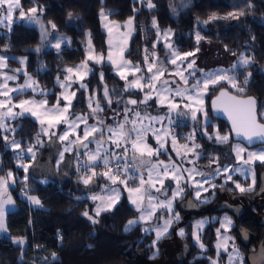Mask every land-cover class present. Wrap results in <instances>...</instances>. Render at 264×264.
<instances>
[{
	"label": "trees",
	"instance_id": "1",
	"mask_svg": "<svg viewBox=\"0 0 264 264\" xmlns=\"http://www.w3.org/2000/svg\"><path fill=\"white\" fill-rule=\"evenodd\" d=\"M151 2L155 7L148 8L147 1L141 2V0H21L25 12L33 6L38 8L37 16L49 29L50 41L65 35L71 39V45L61 50L47 47L41 52L34 51L41 44L39 32L33 27V23H28L24 19L16 21L11 31L8 28H0V54L9 56L11 58L9 65L12 66L19 64L17 58L27 57V73L44 90H53L56 93L59 91L56 85L57 76L63 77L65 68L75 66L85 59L86 51L82 42L89 33L95 51H106L107 35L101 28L102 9L109 12L110 19L115 21L124 22L134 17L137 31L127 57L134 64L139 65L144 63V49L153 51L152 45L157 40V30L152 26V20L155 18L160 31L165 32L170 29L176 33V44L182 53L196 52V49L200 50L206 43H212L218 44L219 53L229 57L233 55L232 53H236L237 56L244 53L253 57L250 67L238 69L236 73L242 85L245 73L251 72L245 92L239 95L251 96L258 101L259 117L264 123V119L261 118V111L264 109V71H262L264 70V0H193V5L184 12L175 9L173 6L175 0H151ZM249 3L253 5L251 9L248 8ZM41 8L42 11H39ZM240 11H244L245 15L240 16L238 20L225 18L229 13L239 14ZM18 16L19 11H17ZM212 16L218 18L210 19ZM49 22L55 23L56 29H52ZM195 30L201 37L199 42L196 40ZM5 46H7L6 51ZM225 46L228 50H225ZM155 50L161 51L160 55L166 56L161 43ZM214 51H216L215 47ZM111 70L108 65L96 67L89 79L90 91L102 90L104 84H107L110 88H116L114 98H122V81L111 74ZM101 72L105 75V83L101 82ZM221 90L228 89L224 85L212 87L207 96L206 106L210 118L207 129L211 134L218 129L221 135L228 134L230 139L226 144H218L214 139L198 136L199 142L204 141L203 145L200 144L202 147L200 150L204 154L199 160L202 166L210 163L209 157L215 156L221 159L219 147L236 143L227 123L213 114L212 101ZM54 93L50 94V104L55 100ZM73 112L75 114L89 112L84 93L83 95L78 93ZM188 124L198 129L200 126L193 121H188ZM9 125L15 129L10 138L19 141L22 148L27 149L29 145L35 144L39 125L34 119L22 117L10 122ZM3 136V131L0 129V176L6 175L9 171L22 174L23 171L17 167L15 152L8 148V142ZM35 147L39 148L36 145ZM39 149L41 156L45 153V146ZM74 169L75 157L67 155L61 164L60 178L51 179L46 184L32 179L31 192L39 198L41 206H31L28 201L21 199L19 187L12 189L18 209L7 215L8 235L0 236V264H163L167 259L172 261L171 264L176 262L177 264H210L208 258L216 257V229L220 227L219 221H221L215 216L223 214H229L234 222L231 234L237 238V245L245 256L244 264H250L248 256L264 243V205H258L253 199L261 188L264 163L255 165L257 178L252 192L242 194L235 190L232 182H228L223 188L217 187L209 192L212 196L209 202L203 205L197 203L199 208L213 205L212 209H199L198 212L191 214L185 213L182 208L183 199L179 200L176 209L180 212L181 219L173 225L168 235L156 242L155 247L152 246L155 240L154 233H145L143 224H138L131 231H124L127 221L139 216L126 196L113 210L100 214L96 224L83 216L84 211L95 216L94 203L90 200L89 194L97 189L84 186L78 180L75 181L78 175ZM233 180L245 187L250 184L249 179H241L238 176ZM217 184L222 183L217 182ZM229 189L233 190L229 191ZM224 193L234 197L244 196L242 202L245 210L239 213L236 209H231L233 206L228 207L223 199ZM207 215H210V221L201 235L207 249L204 251L195 244L193 231L195 221ZM180 226L185 230L182 244L177 246L175 251L170 248L168 254V249L165 247L174 243L175 230ZM244 234L248 236L247 241L243 239ZM10 237L25 238L27 246L21 249L10 241ZM157 249L158 254L153 258V253ZM53 253L56 254L55 259Z\"/></svg>",
	"mask_w": 264,
	"mask_h": 264
},
{
	"label": "snow or ice",
	"instance_id": "2",
	"mask_svg": "<svg viewBox=\"0 0 264 264\" xmlns=\"http://www.w3.org/2000/svg\"><path fill=\"white\" fill-rule=\"evenodd\" d=\"M143 2V0H141ZM147 7L153 8L155 5L151 0H147ZM253 5L248 4V8L251 9ZM19 11V16L17 20L26 19V22L38 24L41 32L42 41L48 36V30L45 25L41 22L37 16L38 8L33 6L25 12L21 0H0V26H4L11 31V25L13 22V14ZM42 11V8L39 9ZM175 11V9H173ZM71 15V14H70ZM245 15L244 11H240L239 14L233 12L229 13L227 18L239 19L240 16ZM101 18L107 20V15L104 10H101ZM218 17L212 16L210 19H217ZM133 19L130 17L125 22V27L127 29L126 33H119L118 42L113 45V40L111 38V33L113 28H108L109 32V51L107 57L103 53L97 54L91 43V39L88 40V48L86 51L85 59L77 65L75 68L67 67L64 69L66 75L64 80L61 81L60 77L57 76V83L64 89L60 93L56 100V103L50 108L48 107L47 99L35 100V99H24L20 100L18 103L13 102L12 93H23L26 89L31 88L33 92L39 91L42 96H46L47 93L39 88L38 82L35 81L31 76L24 84L17 87H9V81L17 79L16 75H8L7 73L0 72V129L5 131L15 132L14 128H10L7 121L15 120L18 117H22L28 114L35 117L40 125V131L35 137V144H31L27 149H22L21 143L16 140L9 141L8 136H3V139L9 143L12 150H20L17 152V161L23 160L25 153L29 154L30 160L34 161L36 159V152L33 150L36 144L43 146V141L41 136H48L51 141L53 137L56 138L62 144H64L62 150L59 152V159L57 161V169L59 165L64 161V153L72 152L73 148L76 149V169L80 172L79 181L85 186L93 184L94 178L98 175L106 178L110 181V185H116L119 183L123 185L124 188L129 193V201L132 206H134V211L139 213V216L133 219H129L125 225L124 231H131L138 224L152 221L156 216L157 211H161V217L158 219H163V214L166 211L168 214L167 219H163V223H157L151 227H144L143 231L145 233H155L156 239L153 241V247H155L156 242L160 240L165 234L168 233L169 228L173 225V222H178L180 215L178 212L174 211V202L177 199H182L185 194V188H191L194 191V199L199 203L209 202L207 197H202V193H207L209 190H215L217 187L223 188L229 181H231L235 190L240 193L252 192L255 186V174L253 170V165L256 161L264 163V149L253 152H247V150L240 144L233 146V151L239 166H229L225 165L221 167L219 165L218 157H209V165L216 164L217 166L212 170V172L205 173L200 171L195 166L196 161L200 159V153L197 151L201 148V145L195 143V132L196 129L193 128L192 133L185 137L186 141L191 142V147L188 143L180 145L177 147V138L172 136V147L176 155L182 157L184 161L192 164L193 167L185 168L182 163H177L169 157V161L165 163L163 160L153 161L151 158L153 156H159L161 149L165 148L166 140L162 139L161 134L158 130L152 127L153 122L162 123L165 119L168 120L169 125L173 123L171 114L175 113L177 116H186L194 123L201 124L202 131L207 135V125H208V111L205 107L204 97L208 95L210 86L215 87L220 84L221 81L227 82L231 88L236 89V95L231 94L227 90H221L219 95L215 97L212 101V108L216 111H222L228 115V118L232 122V129L235 131L237 136H242L248 143H252L254 138H259L264 141V123H260L257 117V102L254 97L241 98V95L245 92V88L249 83L251 72H246L243 80V84L238 81L235 73L238 69L248 68L253 62V57L241 53L238 60L229 69H215L212 71H204L203 69L195 68L196 61H187V58L194 56V52L180 53L177 49L173 48L172 43L169 42V38L172 35L171 30L164 32L161 38L158 22L155 18L152 20V26L157 30V41L152 45L153 51L148 52L145 48V55L143 57L145 69H142L139 64L133 65L132 61L124 58V52L127 47L128 37L131 35L133 30ZM52 29H56V24L49 22ZM206 23V22H205ZM114 27L118 30L120 28L119 24H115ZM90 37V33H89ZM161 39L165 42V47L169 50L168 63L175 65V68L168 72L169 76L179 77L182 81V85L178 84L175 79L169 80L164 78L165 72L168 71L167 67L164 65L158 66L157 61L159 57L157 56L154 49L156 44L161 42ZM201 39L199 33L196 34V40L199 42ZM254 39V37H253ZM71 43L69 37H61L60 40L54 45L55 48L59 49L61 43ZM113 47L115 50L113 51ZM4 50H7L5 46ZM225 50L227 46H225ZM35 51L39 52L40 48L37 47ZM199 51V49H196ZM236 55V53H232ZM151 57V62H150ZM11 59L10 57L0 55V69H5L8 67L7 61ZM107 61L114 67L116 74L120 79L125 81L123 91L127 92L130 89H138L144 93L143 99L139 101L140 104H147L149 100L153 99V94L157 99V103L160 106H166L168 113L165 116H151L148 113L141 115L139 111H134V109L125 107L124 108V118L115 128L112 126H104L102 120H97L96 124H88L89 115L96 117L98 112H102L100 101L95 98V95L90 96L88 99V108L90 113L86 115L71 113L70 109L72 107V101L76 96L75 91H71V83H74L73 77L77 80L83 81L84 77L91 72V68L88 66L89 61H93L96 64H100ZM27 57H22L19 59L20 64H26ZM180 61V63H177ZM187 61V63H185ZM191 70V71H189ZM14 73L21 71L25 72L26 69H14ZM264 71V70H262ZM147 73V76L145 75ZM187 72V76L185 75ZM200 72L201 76L196 78V73ZM139 74V75H137ZM133 76L132 80H129V76ZM101 81H103L104 74L100 73ZM193 79V83L189 84V80ZM173 85H176L173 87ZM80 88L87 91V85L80 83ZM147 89V91H145ZM104 98L107 100L110 106L112 100L109 96V89L107 85H104L103 91ZM180 98V102H177L176 98ZM61 100L65 103L61 106ZM119 103V101H117ZM127 104L137 105L138 101L136 99H129ZM95 104V107H93ZM181 106L183 111H181ZM19 108L20 111L17 112L14 109ZM134 112V119H129L128 113ZM199 116V119H198ZM261 118H264V113H261ZM147 121V123H145ZM65 125L64 131L57 135L56 129L59 125ZM83 124V136L81 137L77 132L80 125ZM126 125H131V127H126ZM107 130L110 135L105 137L104 132ZM151 132L155 137L159 147L152 148L146 142L147 134ZM75 135V139H69L70 136ZM163 135L167 136L166 131ZM92 139H89V138ZM208 139H214L218 144H226L229 142V135H221L219 130L216 129L213 135H208ZM95 144V149L89 148L90 144ZM111 144L114 149H123L122 152H117L111 150L107 145ZM130 145V147H129ZM84 150V156L86 159H80V150ZM181 149L183 151H181ZM131 152V157L129 153ZM247 152L246 158L245 153ZM189 154L194 156V159H188ZM242 162V163H240ZM103 167L101 173H97L96 167ZM25 172L24 181L28 180L27 172L30 167L29 164H20ZM83 170V171H81ZM239 172L244 176L245 180L251 179V183L247 187L243 186L241 183L233 180L230 173ZM146 173V175H145ZM186 174V175H185ZM199 176L201 179L197 180L196 177ZM224 177V183L217 185L214 183V179L217 177ZM123 177V178H121ZM133 181L135 186L129 187V181ZM165 180H170L174 186H171V195H169V188L165 187ZM15 183V178L13 173L9 171L6 176H0V233H6L7 227L5 224V214L6 206L13 204L10 195H7V189L9 182ZM42 183H47V181H41ZM207 185V187H205ZM27 188V185H26ZM110 194L107 197L92 196L90 199L93 201L100 200L101 203L95 206L94 212L95 216L89 215L88 211L82 213L83 216L87 217L93 224L98 223V217L102 211H105L112 207L115 202H118L120 197V189L109 186ZM233 189H229L232 191ZM264 191V189H262ZM215 192L213 191V195ZM27 199L36 206H41V201L36 196L27 195ZM161 197H164L163 199ZM188 207H196V204L189 201ZM215 219V218H213ZM209 223L208 220L203 219L196 222L194 225L193 237L199 249L206 251L205 244L201 241L200 230L203 229L204 225ZM220 223V228L216 229L217 243L216 256H220L221 250L228 253V264H243L242 258L240 257L239 250L233 245L232 251L228 250V241L232 239L230 236H222L221 229L225 231L230 230L232 226V220L230 217L225 215ZM178 234L183 237L185 235L184 229H180ZM11 239V237H10ZM25 239L23 237L13 239V243L23 248L25 244ZM23 254V253H21ZM158 254V249L153 253V258ZM56 254L53 253V259H55ZM210 264H218V259L208 258Z\"/></svg>",
	"mask_w": 264,
	"mask_h": 264
},
{
	"label": "rangeland",
	"instance_id": "3",
	"mask_svg": "<svg viewBox=\"0 0 264 264\" xmlns=\"http://www.w3.org/2000/svg\"><path fill=\"white\" fill-rule=\"evenodd\" d=\"M144 1H147V0H143V2ZM182 8H184L183 5H182ZM105 14L107 15V20H104V19L101 18V28H102L103 32H105L106 35H107V38H106L107 49L104 52H96V51L95 52L97 54L103 53L105 55V57H107V53L109 51L108 40H109L110 37H109L108 28H106L105 25L107 24L108 27L113 28V31L111 33V38L113 40V45L115 46V44L119 40L117 32H119V33H126L127 32V29L125 27V22L127 20L124 21V22L115 21V20L110 19V13L109 12H105ZM16 17H17V11L13 14V22H12V25H11V29L14 26V24L16 23V21L24 20V19L17 20ZM115 24H119L120 25V28L118 30L114 27ZM33 27L39 32V36H40L41 44L39 45V48H40L39 52H41L42 50H44L47 47L57 49V48L54 47V45L57 43V41L60 40L61 37H67L65 35H62V36L50 41L51 34L49 32V29L45 25L46 29L48 30V36H47V38L45 40L42 41L39 25L38 24H34ZM0 28H6V27L0 26ZM136 31H137V27H136V24H135V20L133 19V30L131 32V35L128 37L127 47H126V50L124 52V58L127 59V60H129V58L127 57V54L130 51L131 42H132V39H133ZM171 32H172V35L169 38V42L172 43L173 48H175V49H177L179 51V49L177 47V44H176V40H175L176 39L175 38L176 37V33L174 31H171ZM194 33L196 35L199 32L197 30H195ZM160 34H161V38H162L164 32L160 31ZM89 38L90 37L88 35L84 39V41L82 42L85 51H87V48H88V40H89ZM160 43H161V45L163 46V48H164V50L166 52V56L160 55L161 51H159V50H157V51L155 50V52H156L157 56L159 57V60L157 61L158 66H160L162 64V65L166 66L167 69H168V71L165 72L164 78L169 79V80L175 79L178 84L182 85V81L179 80V77L169 76L168 75V72H171L175 68V65H171V64L168 63L169 50L165 47V42L163 41V39H161ZM160 43H157L156 47L157 46L159 47ZM70 45H71V43L69 44V43H66V42H62L61 43V47L59 49H57V50H61L64 47H69ZM214 47H215L216 51L213 52V48ZM217 47H218V44L206 43L203 48H201L199 51L194 52L195 53L194 56L188 57L187 61H190V60L194 59L196 61V64H195L194 67L195 68H199V69H203L206 72L207 71H212V70H215V69H220V68H223V69L231 68V66L238 60L239 56L230 55L231 57H229L226 54H221V53H219L220 51H219V49ZM114 50H115V47H113V51ZM151 52L152 51H150L149 53H151ZM180 53L182 54V52H180ZM4 56H6V55H4ZM7 57H9V56H7ZM19 59L20 58H17V62L18 63H19ZM9 60L7 61L8 67L5 68V69H0V72L7 73L8 75H13L14 74V75L17 76L16 80L8 82L9 83V87H17L19 85L24 84L25 81L28 79V76H31V75H29L28 73H27V75H25L24 71H21V72H18V73H14L12 70L17 69V68L26 69V64H20V63L17 64L16 63L15 66H12V65H9ZM187 61H185V63H187ZM150 62H151V57H150ZM177 63H180V61H178ZM79 64H77V65H79ZM77 65L69 66V67L75 68ZM104 65L110 66L112 68L111 74L116 75L117 77H119L116 74L114 67L107 61V59H105L104 62H102L100 64H96L93 61H89L88 62V66H89V68H91V72H89L88 75H86L84 77L83 81H79V80L76 79V77H73V80L75 82L71 83L70 92L71 91H75L76 92V96H75V98L72 101V107L70 109L71 113H74L73 112V105H74L75 101L77 100L78 93H80L82 95L84 93V95H86L87 105H88L89 97L95 95V98L100 101L101 107L103 108V111L102 112H98L96 117H93V116L89 115L88 124H90V125L91 124H96L97 120L99 119V120H102L104 122V126H112V127L115 128L120 122L123 121L124 108L125 107L134 109V111H139L141 113V115H144L145 113H148L151 116H165L168 113V109H167L166 106H160L157 103V99L155 97V94H153V99L149 100L147 104H140L139 101L143 99L144 93L141 92L138 89H130L127 92L123 91L124 85H125V81L122 80V79H120L122 81V84H123V86H122L123 87L122 95H121L122 98H114V93L116 92V88H114V87L110 88L107 84H104V85H107V87L109 89V96H110V98L112 100V103L109 106L108 103H107V100L104 98V95H103L104 87H103L102 90L95 89L94 91H90V87H89V82H90L89 79H90L91 75L93 74L94 69L96 67H101V66H104ZM133 65H135V64L133 63ZM140 66H141L142 69L146 68L144 63L142 65H140ZM189 71H191V70H189ZM236 73H235V75H236ZM187 74L188 73L185 72L186 76H187ZM65 75H66V73L64 72L63 73V77H60L61 81L64 80V76ZM137 75H139V74H137ZM145 75L147 76L146 72H145ZM200 76H201V73L197 72L196 73V78H199ZM104 78H105V75H104ZM104 78H103V81H101L102 83L106 82L104 80ZM128 79L132 80L133 76L130 75L128 77ZM0 82H2V79H0ZM80 83H84V84L87 85V91H85V89H83V88H80ZM191 83H193V79L189 80V84H191ZM38 85H39L40 89H42L44 92L47 93L46 96H42L39 91L33 92L32 89L29 88V89H26L23 93H12L11 95L13 97V102L14 103H18L20 100H24V99H35L37 101L42 100V99H47L48 107L50 108L52 105H54L56 103V100L59 97L60 93L64 91V89H62L59 86V84L57 83V79H56V85L59 88V91L56 92V93H54L53 90H44L40 86L39 83H38ZM219 85H224L225 88H227L228 90L232 91L233 93L237 92L236 89L231 88V86L228 85L227 82H225V81H221L220 84L216 85L215 87H217ZM175 86L176 85H173V87H175ZM211 88L212 87L210 86V89ZM210 89H209V93H210ZM145 91H147V89H145ZM27 93H32L33 95L32 96H26L25 94H27ZM52 93L55 94V100H54V102L52 104H50L49 103V99L51 98L50 94H52ZM209 93H208V95H209ZM207 96L204 97V99H205V107L206 108H207V106H206ZM0 99H4V97H0ZM129 99H136L138 101V104L137 105L127 104L126 102ZM176 100H177V102H180V98L179 97H177ZM117 101H119V103ZM64 103L65 102L63 100H61V106H63ZM93 107H95V104H93ZM14 110L17 111V112L20 111L19 108L14 109ZM180 110L183 111V107L182 106H181ZM89 113H90V109H89V112H87L86 114H89ZM261 113H264V109L261 111ZM86 114H82V115H86ZM171 116H172L173 123L170 124V125H169L167 119H165L162 123L153 122V124H152V127L154 129L158 130V133L161 134L162 139L167 141V143L165 144V148L167 149V151H165L164 149H161L159 156L158 157L157 156H153L151 159L153 161L163 160V161H165V163H167L169 161V157H171V159L173 161H176L178 164L182 163L183 167L191 168V167H193L192 164H189L186 161H184L182 159V157L177 156L175 151H173L172 136H175L177 138V147H179L180 145H183L185 143H188L189 146L191 147V142L186 141L185 137L189 136L192 133V130H193L194 127L191 124H188V121L190 122L192 120H190L186 116H177L175 113L171 114ZM22 117H31L32 119H34L38 123V121L36 120L35 117H32V116H30L28 114H25ZM22 117H18L17 119H20ZM128 117H129L130 120L134 119L135 118L134 117V112H129L128 113ZM17 119H15V120H17ZM208 120H209V122H208V125H209L210 124V118L209 117H208ZM13 121L14 120H8L7 121L8 125H9L10 122H13ZM145 123H147V121H145ZM38 125H39V123H38ZM187 125H189V126L186 127ZM9 127L11 128L10 125H9ZM126 127H131V125H126ZM83 128H84V125L81 124L80 128L77 129V132L79 133V135L81 137L83 136ZM64 129H65V125H63V124L59 125L58 128L56 129L57 135L61 134L64 131ZM195 129H196V132H195V143H197L199 145L200 144L203 145V143H204V141H201V142L198 141L199 137L208 139V135H213L214 134V132L211 134L210 131L207 129V135H205V132L201 130L202 129L201 124L199 126V129H198V127H196ZM2 131H3V135L4 136L6 135V136L9 137V141L13 140L12 137L10 138V135H12L14 132L5 131L4 129H2ZM39 131H40V125H39ZM166 131L168 132L167 136L163 135ZM104 135H105V137H107L108 135H110V133H108L107 130L105 129ZM41 139L44 142L43 146H41L39 144H36V146H38L39 148H42V147L45 146V153L42 154L41 156H39L41 150L39 148L34 147L33 150L36 152V159L34 161L30 160L29 154L25 153L23 160L18 162L17 161V152H19L20 150L19 149L18 150H13L15 152V159L17 161L18 169L23 171V168L20 167V164H29L30 167H29L28 172H27V176H28V180L27 181H24V177L26 175L24 171H23L22 174H20L19 172L11 171L13 173L14 178H15V183L13 184L10 181L8 189H7V195H10V197H11V199L13 201V204L6 206V208H7L6 214H5L6 227H7V215L10 212L16 211L18 209L17 201H16V199H15L13 193H12V189L13 188L19 187V196H20V198L23 199V200L28 201L31 206H36V205H33L27 199V196L25 195V191H27V195L34 196L32 194V192H31L32 185H30L31 183H33L32 179H34V180L36 179V180H38L40 182L41 181H45V180L47 182H49L51 179L60 178L59 172L61 170L62 162L59 165V169H57V161L59 159V152L62 150L64 144H67V141H65L62 144L61 142L56 140L55 137H53L52 140L50 141L48 136H43V135L41 136ZM69 139H75V135L70 136ZM89 139H92V138L90 137ZM146 142L152 148H158L159 147L155 137L152 135L151 132H149L147 134ZM236 144H240L242 147H244L247 150V152H253V151H257L258 152L259 150L264 149V145L253 147V148H249V147H247V146H245V145H243L241 143H237V142L233 143L231 145H228V146H221V147H219L221 159H218L219 160V165L221 167H223L225 165L239 166V163L237 162L236 157H235V153L233 151V146L236 145ZM107 146L111 150H115L117 152H122L123 151V149H114V146H112L111 144H109ZM129 147H130V145H129ZM8 148L11 149L10 146H9V143H8ZM89 148L95 149V144L94 143L90 144ZM22 149H24V148H22ZM200 149H198L197 151L200 153V159H201V156H203L204 154H203V151L200 150ZM181 151H183V150L181 149ZM208 152L210 153L211 151H208ZM247 152L244 154L245 158H246ZM67 155H73L75 157V160H76V149L73 148V151L70 152V153L69 152H65L64 153V159H65V157ZM129 157H131V152L129 153ZM80 159L81 160L86 159V157L84 156V150L83 149L80 150ZM188 159H194V156L192 154H189ZM199 160L196 161L195 166L197 167L198 170L203 171L205 173L212 172V170L217 166L216 164H212L211 167H208L209 164L206 165V166H202L201 165V161H199ZM240 163H242V162H240ZM256 164H262V163L260 161H256L254 163V165L252 166L253 170H254V174H255V183H256V178H257V171L255 170V165ZM103 170L104 169H103L102 165L96 167L97 173H101ZM74 171L78 175L76 177L75 181H77V180L79 181V176H80L81 173L77 172L76 163H75ZM81 171H83V170H81ZM230 174L232 175L233 178L238 176L241 179H245L244 176H242L239 172H234V173H230ZM145 175H146V173H145ZM4 176H6V175H4ZM121 178H123V177H121ZM196 179L199 180V179H201V177L197 176ZM214 180H216L218 183H222V184L224 183V177L217 176ZM249 180H250V183H251V179H249ZM217 182H214V183L217 184ZM229 182H231V181H229ZM79 183H82V182L79 181ZM43 184H46V183H43ZM26 185H27V188H26ZM87 186L97 189L95 192H92L91 194H89V198L92 197V196L107 197L110 194V192L108 190L109 186L120 189V197H119L118 202H115L112 205L111 208H109V209H107L105 211H102L101 214L104 213V212L113 210L124 196H126L127 199L129 200V193L127 192V190L124 188L123 185H120L119 183H117L116 185H110V181H108L106 178H103L100 175H98L97 177L94 178V183L93 184H90V185H87ZM132 186H135V185H134V182L130 180L129 181V187H132ZM171 186H174L173 183L170 180H165V187L169 188V195H171ZM205 187H207V185H205ZM262 189H264V172L262 173L261 188H260L258 194L255 195V197L253 198L257 202L258 205L259 204L264 205V191H262ZM211 191L212 190L210 189L209 192H211ZM209 192L202 193L201 199H203L204 197H207L208 200L210 201L211 200V198H210L211 195H209ZM224 195H225V193L223 194V199H224V201H226V205H228V207L229 206H233L231 209L234 208L239 213H241L243 210H245V207L243 206V202H242V200H244L243 198H245L244 196H240V197L236 196V197H234V196H230V195H225V196ZM161 198L163 199L164 197H161ZM182 199H183L182 208L184 209L186 214H191V213H194V212H198L199 209H204V208L206 210H210L213 207V205H212V206H209V207L203 206V207L199 208L197 206V203H199V202L195 201V199H194V191H193V189L188 188V187L185 188V194H184ZM182 199H177V201L174 202V211L178 212L179 215H180V212L177 211L176 207H177L178 201L182 200ZM90 200L94 203V209H95V206L97 204L101 203L100 200H95V201H93L92 199H90ZM189 201L194 202L196 204V207H188ZM199 204L203 205L205 203H199ZM221 205H219V208L221 207ZM94 214H95V212H94ZM225 215H227L228 217L231 218V216L229 214L216 215L215 217H219L220 220H222ZM159 217H161V211H157L156 212V216L153 218L152 221L148 222L147 224H144V223H141V224H143L144 227H151L152 225L157 224V223L162 224L163 223V219H167L168 218V214L165 211L164 214H163V219H158ZM180 219H181V216H180ZM203 219H206V220L210 221L209 220L210 219V215H207L205 218H199L198 220L195 221L194 225L196 224L197 221L203 220ZM175 223H177V222L174 221L173 225ZM263 223H264V215H263ZM207 224H205L203 229L200 230V232H199L200 238H201V235H202L205 227L207 226ZM173 225L169 228L168 233L165 234V236L168 235L171 232V229H172ZM233 227H234V222L232 220V226H231L230 230L225 231L224 229H221V235L222 236H230V237H232V239L228 241V250H229V252H231L232 248H233V245H234L235 248H237L239 250L240 257L242 258V261H243V264H244L245 256L242 254V252L239 249V246L237 245V243H238L237 242V238L231 234V230L233 229ZM181 228L184 229L183 226H180L179 228H177L175 230L176 240L174 241V243L173 242L171 243L173 246L172 245H168V246L165 247V248L168 249V254H170V252H169L170 248L175 251L177 246L182 244V240H183L184 236L181 237L178 234V232H179V230ZM152 233H154V232H152ZM184 233H185V230H184ZM7 235H8V231L6 233H0V236H7ZM154 235H155V233H154ZM164 237H162V238H164ZM13 239H15V238H11L10 239V241L12 243H13ZM155 239H156V237H155ZM193 239H194V237H193ZM243 239L245 241H247L248 240V236L246 234H244L243 235ZM25 241L26 242L23 245V247L27 246V240L25 239ZM201 241H202V239H201ZM263 241H264V238H263ZM194 242H195V240H194ZM13 244L17 245L15 243H13ZM195 244H196V242H195ZM174 251H172V253ZM214 259H218V264H228V253H226L223 250H221L220 256L218 258L216 256ZM248 259H249V263L250 264H264V243L260 244L259 247L256 249V251L251 253L248 256ZM163 262H164L163 264H171L172 263V261L168 260V259L164 260ZM175 264H177V262Z\"/></svg>",
	"mask_w": 264,
	"mask_h": 264
},
{
	"label": "water",
	"instance_id": "4",
	"mask_svg": "<svg viewBox=\"0 0 264 264\" xmlns=\"http://www.w3.org/2000/svg\"><path fill=\"white\" fill-rule=\"evenodd\" d=\"M227 91H229V90H227ZM231 94H234V93H232L231 91H229ZM219 95V94H218ZM234 95H236V94H234ZM241 98H247V97H242L241 96ZM215 99V98H214ZM213 99V100H214ZM256 102H257V117H258V120H259V122L260 123H263V122H261V120H260V117H259V104H258V101L256 100ZM213 109V108H212ZM213 114H214V116L216 117V118H219V119H221V120H223L224 122H226L227 123V125L229 126V129H230V131H231V135H232V138H233V140L235 141V142H237V143H241V144H243V145H245V146H247V147H249V148H253V147H257V146H261V145H264V141H262L261 139H259V138H254V140H253V142L250 144V143H248V141H246L242 136H237L236 135V133H235V131L232 129V122H231V120L228 118V115L226 114V113H224V112H222V111H216V110H214L213 109Z\"/></svg>",
	"mask_w": 264,
	"mask_h": 264
},
{
	"label": "crops",
	"instance_id": "5",
	"mask_svg": "<svg viewBox=\"0 0 264 264\" xmlns=\"http://www.w3.org/2000/svg\"><path fill=\"white\" fill-rule=\"evenodd\" d=\"M182 5L184 6V8H182ZM192 5H193V0H183V1L175 0V3L173 4L175 9L179 10L180 12H184L185 10L190 8Z\"/></svg>",
	"mask_w": 264,
	"mask_h": 264
}]
</instances>
